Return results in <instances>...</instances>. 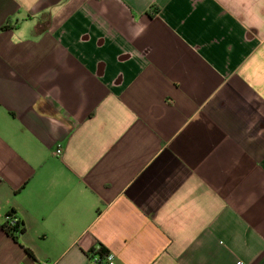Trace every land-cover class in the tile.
Segmentation results:
<instances>
[{
    "label": "crops",
    "instance_id": "1",
    "mask_svg": "<svg viewBox=\"0 0 264 264\" xmlns=\"http://www.w3.org/2000/svg\"><path fill=\"white\" fill-rule=\"evenodd\" d=\"M97 243L264 264V0H0V264Z\"/></svg>",
    "mask_w": 264,
    "mask_h": 264
},
{
    "label": "trees",
    "instance_id": "2",
    "mask_svg": "<svg viewBox=\"0 0 264 264\" xmlns=\"http://www.w3.org/2000/svg\"><path fill=\"white\" fill-rule=\"evenodd\" d=\"M26 231V227L23 223L18 222L15 226L8 229V232H10L14 237H16L19 234H22ZM97 246H99V249H97ZM109 250L102 244L97 243L91 250H90V260L92 261L99 257V262L97 264H107L105 262V259L109 255Z\"/></svg>",
    "mask_w": 264,
    "mask_h": 264
},
{
    "label": "built area",
    "instance_id": "3",
    "mask_svg": "<svg viewBox=\"0 0 264 264\" xmlns=\"http://www.w3.org/2000/svg\"><path fill=\"white\" fill-rule=\"evenodd\" d=\"M63 153V149L62 147H59L56 150V155L57 156H61ZM18 222H21L20 219L14 215H8L6 217V227L7 229H10L11 227L15 226ZM97 249H99V246H97ZM99 262V257H96L91 264H97ZM105 262L107 264H115V256L111 253H109V255L107 256V258L105 259ZM236 264H246L244 261L242 260H238Z\"/></svg>",
    "mask_w": 264,
    "mask_h": 264
}]
</instances>
